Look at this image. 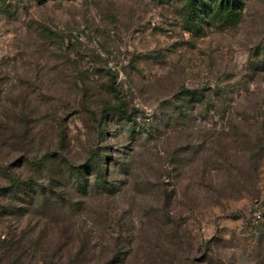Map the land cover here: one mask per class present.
Returning a JSON list of instances; mask_svg holds the SVG:
<instances>
[{
  "label": "rangeland",
  "instance_id": "obj_1",
  "mask_svg": "<svg viewBox=\"0 0 264 264\" xmlns=\"http://www.w3.org/2000/svg\"><path fill=\"white\" fill-rule=\"evenodd\" d=\"M182 4L0 0V185L3 166L46 181L91 152L132 170L116 171L113 196H69L74 209L95 215L118 209V261L109 245L118 231L106 222L88 248L68 241L73 259L88 250L89 264H264V0H248L237 25L201 36L183 27ZM208 86L222 93L213 95L216 106H183L185 89ZM123 99L160 126L156 140H132L120 114L106 109ZM102 114L106 127L98 126ZM48 151L62 158L36 167ZM56 202L54 249L64 247V219L71 222L61 211L71 209L67 201ZM10 203L0 199L1 207L20 205ZM2 218L0 239L14 231L17 243H2L0 264H42L23 247L27 222Z\"/></svg>",
  "mask_w": 264,
  "mask_h": 264
},
{
  "label": "trees",
  "instance_id": "obj_2",
  "mask_svg": "<svg viewBox=\"0 0 264 264\" xmlns=\"http://www.w3.org/2000/svg\"><path fill=\"white\" fill-rule=\"evenodd\" d=\"M247 4L248 0H183L178 13L183 27L192 35L201 36L207 28H226L237 25L241 21ZM109 74L113 77L109 89L115 95L121 94L120 88L115 86L116 72L109 70ZM184 94L183 106L186 107L191 106L195 102L202 103V107L204 105L216 106L213 95L219 94L222 96V93L210 86L202 87L200 91L185 89ZM107 106L106 109L109 108L110 110L113 108L120 114L121 121L125 122L126 125L123 130L126 131L132 140L144 135V138L149 141L156 140L159 137L160 133L158 131L160 126L151 121L150 118L147 119L148 116L145 114L140 115V110H136L137 116H142L143 119L138 124L137 119L134 118L136 112L133 109H129L124 99L117 104L109 103ZM108 120L109 115L102 114L98 126H103L104 124L105 127L108 126ZM45 157L47 161L41 158L36 161L35 166L44 169L48 166L47 162L49 160L56 161V159L62 158L61 153L56 151L46 152ZM8 168V166L1 167V169H5L7 183L0 185V199L9 200L11 205H14V203H20V205L15 206V209H12L14 207L8 208L5 205L3 207L0 206V217H3L2 220L9 217L14 223L27 222L29 228H27V236L25 235V239H23L25 240L23 247L26 246L25 250L31 259L36 262L41 261L42 264H65V259L71 255V252L68 249L66 250L68 241L74 238L81 239L83 242L80 243L85 248H88L92 241L100 240L94 229L106 226L103 225L105 222L111 226L113 231H118V236L115 237L109 233L111 234L110 238L113 245L115 244L114 246L109 244L111 249H113L111 252H113L116 259L121 254L119 246L122 243L124 229L121 221L117 220L118 215L115 216L113 213L118 209H104L105 212L97 209L98 213L95 215L91 209H74L76 203H74L71 197L74 193L73 191L80 192L85 196L96 193L98 195L109 194L110 196L117 194L121 190L120 178L116 180L113 177L116 175L117 170L131 175L132 170L128 163L117 161L111 158L110 155L103 154L100 157L99 153L94 154L91 152L83 164L61 168L58 178L51 175L46 181L23 178L19 174L12 173ZM51 171L53 172V170ZM60 198L65 202L67 201L69 208H71L61 209L64 218L66 212H68L71 222H69L70 220L66 222L64 219L63 225L68 227V229L65 227L61 230L64 231L63 237L66 238L64 239V247L54 249L55 242L52 238L58 234V230L56 231L55 228L59 227L61 223L58 219L55 220L54 224L49 220L54 216L56 217L57 211L60 210L53 209L55 204L59 202H56L57 199ZM38 222L43 224L40 225ZM6 228H9V226ZM37 230L39 233L36 235ZM7 234L8 240L0 239L2 241H0V248H6L3 244L17 243L14 241L16 239L14 231H11V233L9 231ZM103 242H99V245L102 247H104ZM57 244L60 245V242ZM104 249L106 250V248ZM66 254L69 255L65 256ZM81 255L83 258H80ZM81 255L76 259L70 257L67 264H89L91 259L88 257V250L84 251Z\"/></svg>",
  "mask_w": 264,
  "mask_h": 264
}]
</instances>
